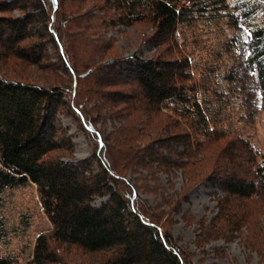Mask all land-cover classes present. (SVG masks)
<instances>
[{"label":"trees","instance_id":"trees-1","mask_svg":"<svg viewBox=\"0 0 264 264\" xmlns=\"http://www.w3.org/2000/svg\"><path fill=\"white\" fill-rule=\"evenodd\" d=\"M49 1L15 0L23 14L7 17L14 0H0V202L7 190L36 185L52 226L36 238L26 264H64L63 252L71 247L95 256L87 264H185L164 225L173 224L188 196L182 190L168 197L155 186L147 190L161 198L155 207L139 196L146 185L179 172L187 184L199 177L195 188L223 193L206 239L238 221L254 223L251 214L235 218L233 204L264 197V152L235 129L243 124L244 131L264 116V0H106L111 5L101 11L107 15L115 9L127 24L151 25L146 39L154 50L106 63L107 42L83 47L89 45L86 31L101 29L98 3L57 23L60 1ZM87 1L78 0L75 9ZM239 25L249 32L243 60L234 54L235 37L226 35ZM72 27L78 38L67 35ZM42 40L73 75L67 94L56 87L52 63L44 62ZM79 48L89 61L78 60ZM80 84L87 93L81 101ZM90 101L102 120L118 125L109 141L87 117ZM64 105L105 155L75 158L73 135L54 121ZM7 232L0 215V242ZM19 261L0 254V264Z\"/></svg>","mask_w":264,"mask_h":264},{"label":"rangeland","instance_id":"rangeland-1","mask_svg":"<svg viewBox=\"0 0 264 264\" xmlns=\"http://www.w3.org/2000/svg\"><path fill=\"white\" fill-rule=\"evenodd\" d=\"M11 1V0H6ZM51 6L49 0H40ZM59 6L55 4L53 14L55 15L56 22L76 17L79 12L87 13L93 10L94 3H98L96 11L98 19L95 21L100 25V30H89L86 31V36L89 39V45L85 48H95L101 46L102 42H107L110 47L106 58L103 61L106 63L112 58L122 56L125 58L132 57L133 55L139 56L138 58H145L151 56L154 52L152 45L147 42V37L151 34L152 27L148 22L134 24H127L121 20L119 11L113 9L112 14H106L105 11H101L105 6L111 5V3L105 2L106 0H88L82 7L81 10L75 9L78 5V0H59ZM53 7H51L52 9ZM77 8V7H76ZM53 10V9H52ZM23 14L20 7L14 3L11 5L9 13L3 16L14 17ZM1 15V14H0ZM106 21L102 22L101 19ZM84 19V18H83ZM242 25L231 28L230 31H226V35L233 38L235 37L234 54L239 58L245 59L248 54L247 39L249 38V32L247 29L242 28ZM43 32V31H42ZM44 34V33H41ZM68 36L78 38L77 29L72 27L68 30ZM46 54L47 64H51L54 67L58 88H66L70 92V86L73 81V75L70 77L68 72L64 70L61 62H59L56 53L51 48L52 46L46 40L40 41ZM81 56L79 61H89L88 56L84 54V50L79 48ZM111 74V73H106ZM242 74V72H241ZM240 78V77H239ZM242 79V77L240 78ZM238 79V80H240ZM79 81V79H78ZM81 83V81H80ZM77 98L81 101L83 96H87L86 90L81 84L78 86ZM71 97L68 95L63 100H70ZM254 106L257 109H261L262 96L256 94L253 100ZM90 107L87 108V117L93 122L95 128L99 131L102 129L105 133V138L108 139L115 128L118 127L115 121L111 119L102 120L101 115L95 112V104L90 101ZM60 113L55 118L56 127L66 128L69 133L73 135L72 140L75 143L74 156L77 160H85L93 155H105V151L99 152L97 149L96 139L89 133H85L81 128L80 121L76 116L70 113L71 111L65 105L59 110ZM258 120L253 122L252 126L245 128L243 131V124L241 128H236V133L244 134L245 137L249 138L253 145L259 150L264 152V116L258 115ZM98 121V123H96ZM243 131V133H242ZM180 173V172H179ZM172 176L163 175L159 183L155 185H146V191L144 189L139 190V196L142 200H147L150 206L155 207L156 201L160 202L161 198H156V194L147 192V190H153V187L160 186L167 191L169 195L174 193H181L188 196L187 200L181 199L180 214H173V224L165 228L171 235L172 243L176 247H180L183 253H185V264H264L262 263L263 255V242L264 236H260L258 232L259 224L264 226V197L253 196V200L248 203L233 204L235 209L238 211V216H247L251 214V217L257 220L251 225L240 224V221L236 223V226L230 228V225L226 226L223 231L216 230V237L213 239H206L204 233L206 232L209 222L219 216L217 201L218 198L223 197V193L219 189H214L208 185H201L195 188L201 179L196 177L194 180L187 184V181L179 174ZM137 175V174H136ZM136 175L131 174L129 177L135 178ZM143 184L139 182V185ZM186 187L184 188L183 186ZM36 185L29 184L27 186H19L11 190H7L3 194V199L0 202V215L6 221L7 235L0 242V254L17 255L20 259L19 264H26L30 258H32L33 244L36 242V238L43 233H47L52 229L49 219L44 212L39 194L37 193ZM169 207H166L168 209ZM218 214V215H217ZM206 222L202 230L199 224ZM259 223V224H258ZM257 224V226H256ZM260 224V225H261ZM162 225V224H161ZM207 227V228H206ZM233 230V231H232ZM63 256L64 264H87L92 262L95 258L94 255L85 254L74 247L65 250ZM187 261V262H186Z\"/></svg>","mask_w":264,"mask_h":264}]
</instances>
